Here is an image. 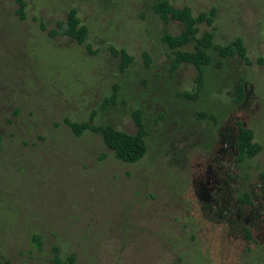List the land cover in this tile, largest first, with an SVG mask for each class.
<instances>
[{"label": "rangeland", "instance_id": "obj_1", "mask_svg": "<svg viewBox=\"0 0 264 264\" xmlns=\"http://www.w3.org/2000/svg\"><path fill=\"white\" fill-rule=\"evenodd\" d=\"M168 1L215 8V44L242 38L249 62L213 64L195 98L196 68L171 72L161 41L183 26L154 0H27L24 19L0 0V264H264V0ZM73 9L95 55L48 36ZM109 47L133 57L126 71ZM137 112L148 152L134 164L64 123L136 134ZM238 123L262 147L243 163Z\"/></svg>", "mask_w": 264, "mask_h": 264}, {"label": "trees", "instance_id": "obj_2", "mask_svg": "<svg viewBox=\"0 0 264 264\" xmlns=\"http://www.w3.org/2000/svg\"><path fill=\"white\" fill-rule=\"evenodd\" d=\"M154 1V13L166 24L171 21H177L183 26L180 35L172 36L165 33L161 41L171 51V72H176L183 65H193L196 68L195 98H197V95L204 89L206 70L213 64L217 69H222L225 62L229 59H240L244 62H249L247 50L242 38H235L227 45L215 44V8L206 12H201L196 16L189 6L177 8L168 0ZM16 2L18 5L16 11L17 15L20 19H24L28 2L27 0H16ZM201 25H207L211 30L201 32ZM41 29L43 31L47 30L43 24H41ZM48 36L51 38L57 36L68 37L78 46H84L90 55L96 54L87 43L89 29L82 23L77 11L74 9L68 12L65 21L57 23L56 29L48 31ZM187 46H192L193 50H185L184 48ZM109 50L113 56L120 58L122 71H126L132 65L134 59L124 49L117 50L114 47H109ZM145 58L147 61L146 66H149L150 59L147 54H145ZM243 88L244 84L243 81H241L237 86L239 93L238 102H242L244 99L242 93ZM188 96L191 97L190 95ZM134 116L138 128L136 134L119 131L111 124H97L94 122V115H92L88 121L73 122L69 119H65L64 123L71 129L76 138L81 137L85 132L100 135L104 145L114 152V156L117 160L128 164H134L142 160L148 152L145 125L139 112ZM254 139V132L246 128L242 123H238V132L233 142L236 163H243L248 159H252L262 151L261 145L256 143ZM225 144L227 145V143ZM261 177L264 179V173ZM241 203L252 204V201L247 197L241 199ZM244 231L248 239H250V229L244 226ZM57 263L74 264L75 258L71 255L68 257L67 261L57 260Z\"/></svg>", "mask_w": 264, "mask_h": 264}]
</instances>
